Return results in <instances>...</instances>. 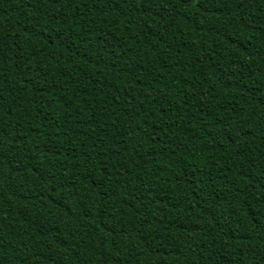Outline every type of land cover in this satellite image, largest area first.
Segmentation results:
<instances>
[{"label": "trees", "instance_id": "16d2710c", "mask_svg": "<svg viewBox=\"0 0 264 264\" xmlns=\"http://www.w3.org/2000/svg\"><path fill=\"white\" fill-rule=\"evenodd\" d=\"M0 264H264V0H0Z\"/></svg>", "mask_w": 264, "mask_h": 264}]
</instances>
